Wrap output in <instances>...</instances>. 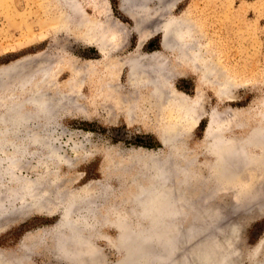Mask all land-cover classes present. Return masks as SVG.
<instances>
[{
  "label": "bare ground",
  "instance_id": "6f19581e",
  "mask_svg": "<svg viewBox=\"0 0 264 264\" xmlns=\"http://www.w3.org/2000/svg\"><path fill=\"white\" fill-rule=\"evenodd\" d=\"M70 1L62 5L67 11H70V7L74 8L79 20L76 27H68L67 32L73 34L78 41L80 39L89 43L103 56L99 60L87 59L83 63L74 61L79 64L71 62L72 65L60 67H57L58 63L51 64L46 61L45 64L43 61L44 63H36L31 70L23 69L24 63L31 61L32 58L35 59L34 62L40 58L44 60V52H39L32 58L24 57L0 70L2 77L9 78L6 93L0 94V219L21 217L30 210L57 211L60 206L64 209L61 214L66 216H63L62 222L49 237L53 236L55 239L59 248L58 253L68 256L74 264H108L102 251L95 244L94 238L97 236L106 238L108 243L121 246L123 256L114 264H152L159 260H167L169 264H174L171 245L177 244L176 240L179 239L178 222L187 212L188 205L191 206L193 203H188L186 197L188 194L182 184L189 176L187 152L178 141L182 132L181 129L178 130L180 126L177 124V127H169L167 113L168 109L176 110L175 121L180 123L179 125L186 124L191 119L194 127L205 113L201 109L203 99L200 88L196 96L190 97L178 91L174 81L177 76L184 75L185 68L189 67L200 75L203 83L213 86L219 98L231 100L234 78L225 68H220V62L212 49L203 47L198 23L186 14L179 18L168 17L167 5L151 10L147 4L149 0H121V11L135 22L134 30L140 32V36L133 51H128L125 55H115L114 52L124 49L125 44L110 42L111 40L106 37L107 26H100L94 22L95 20L94 23L89 21L84 5L78 4V0H74V3L73 0ZM149 13L156 16L155 19L159 21L151 33L145 36L141 33L138 17L144 18L145 21ZM63 18L67 22V13ZM157 33L162 35L161 50L145 52L143 46L146 40ZM64 69L72 77L65 85L70 95L69 99L65 98V101H68L64 103L67 107L79 105L80 103L76 104V101L74 103L73 97L76 95L78 97L87 90L92 99L84 104L91 108L79 111L84 117L90 116L91 112H97L96 106H103L102 109H106L103 112L106 120L115 121L117 116H122L129 126L134 123L147 127L152 125L161 144L169 148V153L179 152L173 153L171 157L169 153L156 154L157 152L140 148L134 150L135 154H130V158L140 164L138 174L141 182L136 180V176L132 177L133 182H130L136 191L130 196V201H127L126 209L122 208L121 202H117L111 207L109 205V215L104 213L106 211L104 209L98 210L99 204L95 196L105 194L109 190L106 184L92 183L75 191L68 189L67 183L60 181L59 162L69 165L72 163V158H68L65 152H62L63 148L61 149L59 142L61 126L58 116L59 111L66 106L60 105L61 97L56 78L59 76L58 72ZM124 70L127 74L123 79L121 73ZM219 73L222 74L220 77ZM213 114L216 112L213 111ZM215 121L211 119L208 128L206 126L205 138L210 140V152L218 168L222 167L223 170L226 168L224 166L226 162L221 161L224 158L223 154L218 151L222 148L234 149L235 152L233 150L231 156L237 158L241 154L245 155L248 151L247 146L252 144L258 151L264 152L263 135L260 137L261 134L258 133L257 141L246 139L240 143L233 136L220 135L218 131L220 127L218 124L215 125L218 120L216 123ZM73 143L69 149L78 151L79 147ZM168 160L176 161L172 171L179 174L180 181H177L174 175L173 180L170 178L171 165L168 166ZM3 177L8 180V184L4 182L6 179L3 181ZM77 208L82 209L84 213L79 211L81 214H76L75 217ZM70 216L81 222L85 232L77 227L71 228V222L74 220ZM98 223L102 226L110 224L116 228L117 243L101 229L96 228ZM197 228L194 230L198 231ZM201 228L204 227L201 225ZM236 229L232 228V235L236 233ZM187 231L191 233L193 227L186 228V233ZM232 235L224 240L210 239L209 246L197 249L198 252H194L192 256L190 250L184 252L179 258V263L242 264L243 257L237 255L232 243L234 241L239 244V240ZM239 246L241 247L240 244ZM8 252L0 249V264H29L25 261L27 260L25 253L15 255ZM246 258L248 264H264V239L247 253Z\"/></svg>",
  "mask_w": 264,
  "mask_h": 264
},
{
  "label": "rangeland",
  "instance_id": "374dc122",
  "mask_svg": "<svg viewBox=\"0 0 264 264\" xmlns=\"http://www.w3.org/2000/svg\"><path fill=\"white\" fill-rule=\"evenodd\" d=\"M66 2L71 1L0 0V70L24 57L32 58L39 52H44V60L40 58L34 62L35 59L32 58L31 61L28 60L29 63L28 61L24 63L23 69L31 70L36 63L43 61L45 64L58 63L57 67H60L72 65L71 62L74 61L83 63L87 59H101L103 55L97 49L80 39L78 41L73 34L67 32L68 27H76L79 17L74 8L70 7V11H67L66 7H63ZM77 2L87 9L89 21L95 20L98 25L107 26L106 37L111 40L110 42L125 44L124 49L114 52L115 55H125L128 51L134 50L140 32L134 30L135 22L121 11V0ZM147 4L151 10L167 5L168 17L179 18L186 14L196 21L200 27V42L203 47L212 49L220 62V68H225L234 78V88L231 91L233 99L219 98L213 86L203 83L200 75L189 67L185 68L184 75L177 76L174 84L178 91L190 97L196 96L200 88L203 99L201 109L205 113L195 127L191 119L188 123L179 125L180 123L175 121L176 110L168 109L167 118L169 127L180 126L177 129H181L182 132L181 134L176 129L180 133L178 141L187 152L186 161L189 164L188 180L182 184L188 194H186L188 203H193L191 206L188 205L187 214L185 213L178 222V230L186 232V228L190 226L193 227V231L197 227H199L197 230H200L201 225L205 228L212 223L211 227L221 226L225 231L237 228V239L243 252L241 263L248 264L247 253L264 239V152L261 153L252 144L247 146L248 151L245 155L241 154L237 158L231 156L234 149H221L220 145L221 150L218 151L223 154L224 158L221 161L226 162L223 164L226 168L224 170L222 167L218 168L210 152V140L205 138V128L210 125L211 119L213 122L218 120V123L215 121V125H219L220 135L233 136L240 143L246 139L257 141L259 134L260 137L264 136V0H149ZM66 13L67 22L63 18ZM148 15L145 21L144 18L138 17L141 33L145 36L151 33L159 21L155 19L156 16L150 13ZM161 38L162 35L159 33L152 34L146 40L143 50L145 52L161 50ZM220 73L219 77L222 75ZM126 74V70L121 73L123 79ZM58 75L56 81L61 97L60 105H65L68 102L65 98H70L65 85L72 77L65 69L58 72ZM1 77L0 75V85L2 82L3 84L0 87V94L3 95L8 88L9 78ZM91 99L92 96L85 90L80 96L73 97L74 103L76 101V104L80 103L79 105L73 104L69 107L65 105L66 108L61 109L64 111L60 110V114L58 113L61 126L60 147L65 150L62 152H65L68 158L73 159L71 165L59 162L58 175L61 182L67 183L68 189L75 191L98 182L109 186L105 194L95 196L99 204L98 210L104 209L106 210L104 213L109 215L108 208L113 203L121 202L122 208L128 207L126 205L130 201V196L136 191L132 177L136 176V180L141 182L138 174L140 164L130 158V154H135L134 150L140 148L157 152L156 154H168L169 148L161 144L154 132V126L147 127L139 123L129 126L122 116H117L115 121L106 120L103 114L106 109H102L103 106H96L97 112L89 111L90 116L84 117L79 111L91 108L84 106ZM213 111L216 114L212 115ZM71 143L77 145L79 150H70ZM118 161L121 163H117ZM180 162L182 163L181 160ZM175 164L176 161L168 160V166L171 165L170 178L173 180L174 175V178L180 181L179 174L172 171ZM7 181L6 179L4 182ZM63 210L60 206L57 211L52 212L30 210L21 217L0 219V249L15 255L25 253L27 256L25 261L29 264H74L68 256L58 253L59 248L53 236L45 239L44 236H39V240L31 237L35 232L49 229ZM77 210L74 213L75 217L76 214L84 213L82 209ZM205 218H210L211 222ZM203 219L205 220L202 221ZM96 228L101 229L117 243V230L113 225L102 226L98 223ZM179 231L177 233H180ZM187 237L185 236V239ZM181 239H184V236H179L176 241ZM94 241L108 264H114L122 258L121 246L108 243L106 238L100 236L95 237Z\"/></svg>",
  "mask_w": 264,
  "mask_h": 264
},
{
  "label": "water",
  "instance_id": "95a60500",
  "mask_svg": "<svg viewBox=\"0 0 264 264\" xmlns=\"http://www.w3.org/2000/svg\"><path fill=\"white\" fill-rule=\"evenodd\" d=\"M178 150L180 151V149H178ZM173 153L176 154V153H179V152L176 151V152H171V154L169 153L171 157H173ZM63 216H66V214L63 215V214L59 213L58 219L54 223H52L50 225L49 229L42 230L41 232H35L31 237L33 239H36V240H39L38 239L39 236H44L45 238L46 237L48 238L49 235L54 231L56 226L59 225L62 222ZM70 217H72V219L74 220L73 222H71V225H72L71 228L72 227H77L82 232H85V230L83 228V225H81V222L80 221H76L75 218H73V216H70ZM51 228H53V230H51ZM217 228H220V229H217ZM231 235L232 234H231V230L230 229L225 231V230L222 229V227H218V226H213V227L205 226V228H201L198 231L194 230L191 233H189V232L186 233V232H182L181 231L179 233L180 237L181 236H184V237L185 236H189L191 238V240H189V239L187 240V239L184 238V239H181L179 242H177V244L175 243L174 246L171 245L173 247L171 256L173 257L174 264H180L179 263V260H180L179 258L184 252H189V250H190V252H191L190 254L192 256L194 252H198V251H196L197 249H199V248L203 249V246H205V247L209 246L208 245V241L210 239L214 238L216 240H224V238H227V237H229ZM232 237L233 238H237V229H236V233L234 235H232ZM232 243H233L234 251L237 253V255L239 257H242L243 256V252H242V249H240L241 247L239 246V244L237 242H234V241ZM235 252H234V255H235ZM158 263L159 264L160 263L169 264L167 262V260L155 261L152 264H158Z\"/></svg>",
  "mask_w": 264,
  "mask_h": 264
}]
</instances>
